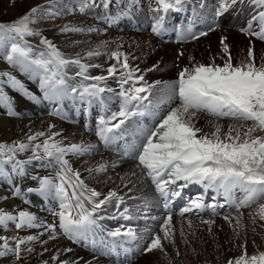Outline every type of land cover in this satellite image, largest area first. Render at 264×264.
Returning a JSON list of instances; mask_svg holds the SVG:
<instances>
[{"label":"snow or ice","instance_id":"snow-or-ice-1","mask_svg":"<svg viewBox=\"0 0 264 264\" xmlns=\"http://www.w3.org/2000/svg\"><path fill=\"white\" fill-rule=\"evenodd\" d=\"M101 2L104 7L108 6V0H101ZM238 2H243V0H230V3L228 0H220L215 15L221 16L230 6ZM249 2L260 9L258 17H254V20H258L260 24V31L252 33L251 23L246 31L264 41V0H249ZM180 3L181 0H175V4ZM156 4L158 5L155 9L157 12L161 10L167 12L174 6L170 0H156ZM95 5L96 0H80L81 11ZM38 11L39 7H34L11 23H0V45L8 47L10 43L5 57L9 64L19 65L22 69L34 65L42 70V87L48 89L45 92V97L48 98L49 92L54 95L62 94L61 89L65 83L62 69L69 63L80 65L79 75L83 76L84 80L90 78L85 74L87 66L81 65L79 59L72 61L65 59L55 45L46 38L42 39L41 43L46 46L47 52L42 51L38 58H32V50L27 45L25 37L40 35L29 26L35 22L34 18ZM163 19V16L159 17L152 29L153 32L159 34ZM62 31H82V29L65 26ZM204 35H207V32L195 35L189 29V36L192 39H198L199 36ZM186 38L180 37L182 40ZM221 42L223 43V38ZM223 52L227 56L223 65L197 64L179 72L178 81L171 85L169 96L172 103L178 100V105L167 109L158 125L146 134L142 150L129 158L138 161L137 167L141 168L155 185V191L165 200V207L171 197L180 195V192L171 186L175 185L180 188L189 184L201 185L206 191L211 189L218 196L222 195L230 206L236 208L237 212L256 204L257 208L254 213H249L255 223L257 217L260 221H264V203H260L264 200V62L256 64L252 48L248 49L247 57L236 65L232 63L227 44H224ZM94 54L99 55L98 52L88 53L89 56ZM122 55L119 52L112 53V57L118 62ZM127 59L125 55L122 67L128 71L121 74L120 80L122 89L120 96L123 98V103L119 112L113 113L111 117L112 121L117 122L110 123L103 118L100 120L101 127L98 135L105 145L116 138L110 134L119 130L129 117L144 114L130 111L129 105L135 102L139 107L143 101L149 99L152 92L153 85L136 86L144 80V77L139 76L133 80V72L129 68ZM107 71L109 76H113L118 70L112 66ZM0 75L7 76L14 88L18 87L23 90V85L15 77L8 73H0ZM92 79L97 83L83 86L80 92L81 99H98L105 92L106 89L99 86V82L106 78L96 76ZM129 81H132V84L128 89H124V85L129 84ZM107 90L111 91V89ZM76 91L77 89H72V92ZM7 99L6 96L0 95V101L6 102ZM101 103H103L102 99ZM11 114L9 112V115ZM200 114L210 116L215 120L227 118L235 123L229 124L226 131L223 125L214 123V131L205 133L194 123ZM43 135L44 133H37L35 136H29L28 139L33 141ZM26 147L28 146L23 143H20L18 147L0 144V157H7V159H0V171L4 163L14 159L13 154L17 150L23 151ZM41 147L45 156L56 160L60 165V170L55 179H40L37 191L45 196L55 194L59 200L60 210L55 213L59 218V228L69 239L75 241L91 231L97 224L96 213L103 205L115 200L119 208L120 204L124 203L123 196L116 191H109L103 199H100L101 193L95 189H89L80 179V173L74 172L69 161L64 158L68 153L83 155L90 151L93 145L72 144L63 147L55 142L53 137H49L42 145L35 146L36 149ZM34 155L37 159L41 158L36 153ZM125 156L128 154L125 153L121 158ZM113 166L115 167V164ZM104 170V164L96 169L97 172ZM20 171L23 172L22 164ZM179 181L184 183L178 184ZM238 192L242 195L237 196ZM204 207L203 197H198L183 209L181 215ZM128 213L129 209L125 207L120 215L124 220H130L132 217ZM225 219L230 218L225 217ZM36 221L37 217L27 211H20L18 215H13L0 210V226L7 227V224L12 222L17 229L39 227ZM171 221L172 217L169 215L164 220L161 229L164 233L163 237L154 236L145 248L146 252L157 249L164 251L162 239H170ZM239 222L237 218V224ZM204 223L211 224V221H204ZM49 227L53 232L55 231V225ZM110 235L123 236L130 240L137 238L136 232L130 227L124 231L118 228ZM35 239L34 236H28L26 239L20 238L16 241L15 249H12L9 247L7 238L0 237V240H3V244L0 245V256L15 252L17 258L20 259L21 246ZM253 244L255 245V241ZM241 247L244 249L242 254L229 260L228 264H264V251L249 255L246 251V244ZM66 251H71V249ZM52 259L55 261L59 257L53 256ZM61 264H68V262L63 261Z\"/></svg>","mask_w":264,"mask_h":264},{"label":"rangeland","instance_id":"rangeland-1","mask_svg":"<svg viewBox=\"0 0 264 264\" xmlns=\"http://www.w3.org/2000/svg\"><path fill=\"white\" fill-rule=\"evenodd\" d=\"M173 1L174 0H170V2ZM228 2L230 3V0H228ZM219 3L220 0H193L190 4H188V12L190 14H195L198 18L202 20L201 22L205 26V32H207V35L199 36L198 39H181L179 41V44L173 43V35H171V41H169L160 40L157 37H154V35L152 34L150 24L157 23L160 16L170 17L169 12L165 13V11L163 10H161L160 12L155 11V9L158 7V5L156 4V0H108L107 7H104V4L101 2V0H96L95 6L87 7L83 11H81L80 8V0H0V23H11L19 17H22L23 15L27 14L31 8L39 7V11L34 18L35 22L31 23L29 26L34 32L40 33V35L25 37L27 45L32 50L31 55L33 59L38 58L40 52H47L46 46L41 43V40L44 38L50 40L63 57L67 56L64 55V52L62 51H72V48L74 50L80 49V47L77 48L76 44L72 43H75L74 41H76L77 43L81 37L82 39H90L88 42L86 41L85 43H83V47L85 49H90L92 48V46L94 47L98 45V43L101 44L100 50H102V52L99 56L101 57V59L98 57L96 58L95 55L86 60L78 58L80 60L81 65L87 66V71L85 74L90 79L84 80L83 76L79 75L81 70L80 65H77L75 63H69L62 69L63 78L65 81L64 88L70 91H72L73 88L77 89V91L75 92L76 100H74L73 102L74 106H68L70 116L72 117L75 115L74 109L81 107L79 108L80 116H85H82L81 119L79 118L80 122L78 126L84 128L83 126L84 123H86V121L88 120V115L91 116L90 109L96 110L98 112L93 113L96 119L100 117V109L98 107H92L89 109V107L87 106L88 104H85V106L82 101L83 99H81V97H77V95H80L83 86H88L97 83L92 78L96 76H104L106 79L102 82H99V86L104 87L106 89L105 92H103L102 94H106V96H113L115 100L118 99L122 90L120 85L121 74L128 71L123 69L122 67V62L125 55L128 58L127 62L129 64V68L133 72V80H135L139 76L144 77V80L137 83L136 86H143L144 84L153 85L154 90L152 89L151 94L154 95L155 93H160V89H158L160 82L159 84L156 83L154 81V78L148 80V78H146L142 71L138 69V65H136L137 63L139 64L140 60L145 61L146 55L141 52H137L138 54H133L131 49L127 50L129 45L133 46L135 43V45H138L140 43V36L149 35L151 39L153 38L157 42H161L160 44H164L162 42L167 41V43L165 44H170L174 47L176 46V52L178 51V63H176L174 66L178 67V72H180L181 69L183 70L184 67L192 68L197 64H203L207 66L211 65L212 63H215L217 65H223L224 61L227 59V56L223 52V46L224 44H226L227 41V45L232 56V63L234 65L239 64L242 60L247 57L249 48H252L253 50L255 62L257 65L264 62V41L256 39L257 37L254 34H249L246 31L248 29L249 23L252 24V33L260 31V24L258 20H254V17H258L260 9L254 4L250 3L249 0H243V2H238L237 4L230 6L228 8V12H225L221 16L217 17L215 15V12L216 9L219 7ZM229 14L231 15L229 16ZM148 21L149 24L147 23ZM135 23H138L139 25H136ZM146 24L148 25L146 26ZM65 26H69V28L82 29V31H62ZM232 29L233 32H231ZM215 30L217 34L224 33V35L227 36V41L225 40L224 43H220L219 46L214 49L215 51L204 50L205 53H201L202 57L204 56V63L199 62L195 55L198 54L196 51L197 49H199V46H202L200 45L201 38L209 36ZM234 33L237 34V36L239 34L238 37L245 39V46L243 45L241 50L236 49L234 47V44H231V41L229 40L232 35H235ZM198 34L199 33L195 35ZM65 41H71L72 45L70 47H67V45H64L66 44ZM9 47L10 43L8 47L0 45V73H8L9 75L15 77L23 85V90L18 87L14 88L9 83L7 76L0 75V95L6 96L8 98L6 102L0 101V119L10 121H23L24 119L29 118L28 116H30L28 114L25 115V112L33 111L35 115V112L39 110L38 108H40L42 104H47L48 106L50 98H58V95L55 96L53 93L49 92L48 98L45 97V92L48 91V89L42 87V70L36 68L34 65L27 66L22 69L19 65L9 64L7 59L5 58ZM202 48L204 47L202 46ZM113 52H119L123 54L120 57V62H118L115 58L112 57ZM184 52H186V54L188 53V55H191V59L189 61L187 55L183 56L185 54ZM214 54L215 57L213 58ZM193 55L195 57L194 60ZM65 59L72 61L76 60L77 58L68 59L67 57ZM192 62H194L193 64L195 65H193ZM112 66H115L118 71L115 75L109 76L107 69ZM166 71L169 72V70H165L164 75L166 74ZM169 74L172 73L169 72ZM176 78L177 79L169 78L171 85L175 84L178 81V77ZM164 79L167 78L164 77ZM131 84L132 81H129V84L124 85V89H128ZM171 85H169V83L167 84L169 88H171ZM109 87L115 88L116 91L113 92L112 90L111 92L106 93V91L108 92L107 89ZM166 93L170 94L167 95ZM170 95L171 90H167L165 92V99L169 98ZM37 97H43V100L39 101ZM90 99L86 98L85 100L90 103ZM25 100H29V102L25 103ZM161 100V103L165 105L164 107H167L168 109L170 107L168 105V102L166 104V101H164V99ZM71 104L72 103H68V105ZM177 105L178 100L175 101V103H173V105L171 106L175 107ZM9 112H11L12 114L9 115ZM63 112L64 107L60 103L52 104L50 108H48V110L44 113L40 112V115L37 117L40 121L37 133H44V135L37 137L35 140L45 141L48 140L49 137H53L55 142L59 143L63 147H68L72 144H75L77 140L74 138L76 134H74V131L66 132L65 135H56V124L53 123L49 124V127L47 126L48 123H51L53 121H55L56 123L62 122L64 115ZM202 115L205 116L204 114ZM206 118H208L209 121H207L204 126L209 124L213 125L214 123H219L222 125L223 122H227L228 124L235 123L234 121L229 120L227 118L219 120H215L210 116ZM37 133H30L32 135L29 134V136H35ZM28 137L26 138V141L28 140L30 144L35 143V140L30 141ZM12 139L13 138H10L9 140L12 141ZM12 142L13 143H7L5 142V139H3V136H0V144H6L10 146L16 145L18 147L20 143H28L23 140H14ZM96 143L99 142L96 141ZM30 148L32 149L33 145H31ZM41 150L43 151V148ZM34 153L35 152L31 151L30 154L24 156L22 155V151L17 150L13 154L14 159L2 165V171H0V203L1 205L3 202L8 201H12V203H14L13 201L16 200L17 204L14 207L8 208L6 212H9L13 215H18L20 211H27L34 215L33 212L35 211L37 212L35 216L37 217L38 221H40V223L37 221L36 222L42 224V227H40L41 229H46L50 233H58L59 238H53L52 240H50L51 249L49 248L48 250L46 249L42 252L45 254L48 251H53L56 247H61L64 245L71 246L75 244L76 240L74 241L72 239H69L63 233V231L59 228V218L56 217V215L53 216L50 213V209H52V206L59 203V200L55 197V194L52 193L48 196H45L39 191H37V189L39 188L40 179H42L41 177H46L41 176L39 177V181L37 178L35 182L34 179H29L27 177L26 180L24 179V177L27 175L23 172L30 171L29 169H25L23 166L27 163H31V165H34L33 163H35L38 167L42 166L43 164L44 166L42 167L52 168V171L54 172V163L51 164L48 159H45L39 154L38 155L41 158L37 159L35 158ZM64 158L69 161L70 167L73 169L74 172L80 173V179L82 180L84 178V184L86 186H88V184L90 185L89 189H95L96 191L101 190V198L103 192L106 190V187L98 189L97 185L99 183H95L97 182L96 177H85V175H89V167L86 164L90 162L91 159L89 151L84 153L83 155H74L72 153H68L67 156H65ZM0 159H7V157H0ZM17 162H20V164H17ZM21 164L23 166L22 173L20 171ZM56 164L58 163L56 162ZM58 168H60L59 164ZM56 182L58 183L59 181ZM29 189H32V191H29ZM69 192H71V189H69ZM260 203H264V200L260 201ZM40 204H42V206H40ZM44 205H46L49 209L48 211L45 210L42 212L43 217H38L42 215L39 212L42 207L45 208ZM223 205H225V203H223ZM256 208L257 205L253 204L249 208L241 209L239 212H236L238 214V216L236 217H238L240 221L239 224H237V218L235 217L233 218L234 221L236 220L234 224L222 227L219 225H215L216 223L220 224L227 222L228 220H226L225 217H229V215H231L233 211L236 210L235 207L230 210H226L223 213H220L221 215L219 214L212 216L211 214H209L208 216L204 217L200 216L188 218L189 220L183 221L185 226H183L182 229H179L181 234L180 236L182 240H184L182 243L185 246L189 247L190 250L194 248L197 249L196 253H198L195 254V256H198L202 253L199 256V258L202 259V263L200 262L201 264H228L229 260H233L242 254L244 249L241 247V245L245 244L246 251L249 255H252V253L256 254L259 251H264V248L263 250L258 249V246L263 245L259 242L264 241V221H260L257 217L255 223H253V217L249 215V213H254ZM106 211V209H100L98 212L103 216L107 217L110 223L116 225L117 227L123 228L128 225V223L126 224V222L122 221V216L119 217L111 210H108L109 213L108 211ZM180 211H182V209H177V212ZM197 214H199V210H197ZM204 221H211V224L204 223ZM51 225H55L54 232L49 227ZM129 227L134 229V231L136 229V226L134 225H129L128 228ZM37 228L36 230H38ZM93 229L99 232H103V228L99 227L98 225L93 226ZM253 229H255V231H253ZM30 230L34 229L30 228ZM27 231H29V228ZM27 231H24L23 228L17 229L14 223L9 222L7 224V227L0 226V237H6L9 242V247L15 249L16 241L18 239L27 238L25 237V234L28 233ZM80 238H83L81 239L82 241H91L87 239V234ZM117 239L121 241V239H123V236L117 237ZM104 241L109 244L110 249L113 251V238H109L106 240L104 239ZM253 241H255V245L253 244ZM2 244L3 240H0V245ZM196 245H198V247ZM43 246H36L35 244H33L32 241L26 242L24 245L21 246L20 259L17 258L15 252H9L4 256H0V263L11 259L12 261L16 262V264H30L31 261H33L35 255H37V251L39 250L38 247ZM80 248H82V246ZM29 249H31V251H29ZM179 252H181V250L178 251V253ZM139 256L136 257V259H142V254H140ZM180 257L182 259L183 255H181ZM158 258L159 259H156L155 264H174L173 261L170 260V258L168 257ZM75 264H80V262H75Z\"/></svg>","mask_w":264,"mask_h":264},{"label":"bare ground","instance_id":"bare-ground-1","mask_svg":"<svg viewBox=\"0 0 264 264\" xmlns=\"http://www.w3.org/2000/svg\"><path fill=\"white\" fill-rule=\"evenodd\" d=\"M202 25H203V32H205L206 31L205 26L203 23ZM231 32H233V29L231 30ZM238 36L237 34L232 35L229 40L231 41V44H234V47L236 49L241 50L243 45L245 46V39H242L241 37H238ZM222 38H223V43L225 42V40L227 41V36L224 35V33L217 34L216 30L212 32L209 36L201 38V41L199 40L200 45H202L204 48H202V46H199V49L196 48L197 49L196 52L198 54L195 56L197 57L198 61L199 62L204 61V58H203L204 56L202 57L201 55V53L204 52V50L205 51H211V50L215 51L214 49H216L219 46V44L222 43L221 42ZM139 39H140V43L138 41L139 43L138 45H135L136 43L133 46L129 45L127 50L131 49L133 54L137 52H141L146 55L145 56L146 60L145 61L140 60L139 64L137 63L136 65H138V69L142 71V73L146 76V78H148V80L154 78L155 79L154 81L156 83L160 82V84L158 83L159 84L158 89H160V91L159 90L158 91L160 93L149 95V99L146 101H143L139 105V107L136 106L135 102L130 104L129 105L130 111L137 110L136 112H141L142 110H146V115L140 116L138 114V115L129 117L127 121L125 122V124L122 125L119 130L110 134V136H115L116 138L111 140L107 145H105L104 141H102L98 135L99 129L101 127L100 120L101 118H103L107 121H110V123L117 122V121H112L111 117L113 113H118L121 108V105L123 103V98L121 96H119V98L115 100L113 96H106V94H102L101 98L92 99L90 103H88L87 100H85L86 98L83 99L82 101L84 105L88 104L87 106L89 107V109L92 107H96V108L98 107L100 109L99 110L100 117L97 119L93 115V113H98V112L96 110L90 109L91 116L88 115V120L86 121V123H84V126L82 125L84 128L78 126L80 122L79 118L81 119L82 116H85V115L80 116L79 108L81 107L74 109L75 115L72 117L70 116L68 106H74L73 102L74 100H76L75 99L76 95L72 91L64 88V85L62 86V89H61L62 94L58 95V98L56 97L55 99L50 98L48 106L47 104H42L40 108H38L39 110L35 112V115L33 111L25 112V113L22 112L25 115L26 114L30 115L28 116L29 118L24 119L23 121H10V120H5V119H0V136H3V139H5V142L13 143L12 141L14 140L15 141L23 140L25 142H28V143H25V145H27L28 147H26V149L22 151V155L25 156L27 154H30L32 151V152H35L36 154L43 156L45 159H48L51 162V164L54 163L53 165L54 172L52 171V168L42 167L44 166L43 164L42 166H39V167L35 163H33L34 165H31V163L24 164L23 165L24 168L30 170V171L23 172L24 174L27 175L24 177V179L26 180V177L29 179H34V182L37 178L39 181V177L41 176H45L46 178H49V179H55L57 176V173L60 170V168H58V164H56V160L54 158H49L43 155V151L41 150L42 147L40 149L35 148V146L38 143L42 145L44 141L35 140V143L30 144L28 140L26 141V138L29 136L30 133L32 134L34 132L37 133L39 129V122H40L37 118L40 115L39 113L46 112L48 108H50V106L54 103H60L64 107V115H63L62 122L56 123L55 121H53L51 123H48L47 126L53 123L56 124V127H55L56 135L57 134L65 135L66 132L74 131V134L76 133L74 138L77 140L75 144L94 146L89 151L91 155V159H90V162L86 163L87 166L89 167V175L87 176L85 175V177H90V176L93 178L96 177L97 182L95 183L97 184L99 183L97 185L98 189L106 187V190L103 192L102 197L100 199H103L108 194L109 191H116L120 196H123L124 198V203L120 204L119 208L117 207V202L115 200H112L109 203L103 205L100 209H106L107 211L111 210L112 212H114L116 215L120 217L121 216L120 214L123 211V209L127 207L129 209L128 214L132 217V219L130 220H124L123 218H121L122 221L126 222V224L128 223L127 226L121 228V227H117L116 225H113L112 223H110L107 217L103 216L102 214L98 212L100 210L99 209L95 216V219L97 221L96 225L103 228V232H99L92 228L91 231L86 233L87 239L91 240L92 243L91 241H82L81 239L83 238L78 237L75 241V244L71 246L64 245L61 247H56L53 251H48L45 254L42 252L50 248V240H52L53 238L55 239L59 238V236H58V233H50L46 229H41L40 227H42L41 226L42 224H39L40 221H38L37 219V222H39L37 224L40 225L38 228L34 227L33 228L34 230H30L29 228V231H27L28 230L27 227L23 228L24 231L26 230L28 232L25 234V237H28V236L36 237V239L32 241L33 244H35L36 246H43L45 244L46 245L43 247H38L39 250L37 251V255H35L33 261H31L30 264H45V262H47V264H60L61 261H69L68 264H75V262H80V264H116L115 258L112 256L113 251L110 249L109 244L106 243V241H104V239L106 240L109 238H114L113 236L110 235L111 232L115 231L118 228L124 231L128 228L129 225L136 226L135 232H136L137 238L134 241L138 244V248L143 257L142 259L140 258L134 259L133 262H130L128 264H138V263L155 264L156 259H159L158 257H168L170 258V260L173 261L174 264H184V263L201 264L202 259H200L199 256L202 253L198 256H195V254L198 253V252L196 253L197 249L192 247L195 250L194 249L190 250L189 247L185 246L182 243L184 240H182L180 236L181 234L179 231V229H182V227L185 226L183 221L189 220L188 218H191V217H200L199 215L200 211H199V214H197V209H193L191 212L184 213L183 215H181L183 209L190 205V204L187 205L188 202H191L197 199L198 197H203V203L207 202L206 204H208V202L211 200L212 205H209V207L211 208L209 214H211L212 216H215L218 213L219 214L223 213L226 210H230L234 207V206H230L225 201L222 195L218 196L211 189H208V191L205 192L202 189L201 185L189 184L185 187H180V188H176V186L173 185L171 187L174 190H177L184 195V201H180L176 203V206H175L176 209H182V211L180 212L176 211L172 214L167 213L165 209V201L162 200V197L155 191V185H153L151 180L147 178L144 172H142L141 168L137 167L138 161L129 158L132 155L138 154V152L142 150V145L145 142L146 134L150 132L151 130H153L158 125V122L160 121L161 117L166 114L167 107H164L165 105L161 103L162 101L161 99H164V101H166L165 102L166 104L168 102L169 106L173 105L172 101H170L169 98L165 99V92L167 90L168 91L171 90V88L167 86L168 83L169 85H171L169 78L177 79L176 77H178V74H179V72L177 71L178 67L174 66L176 63H178L177 62L178 61L177 60L178 51L176 52V46L174 47L173 45L165 44L167 43V41L165 42L163 41L162 43L164 44H160L161 42L159 41L157 42L153 38L151 39L149 35L140 36ZM89 40H90L89 38L82 39L81 37L77 43L76 41H74L75 43H72V44H76V47L77 48L80 47V49L74 50L71 47L73 52L69 50H65L62 52H64L63 54L66 55L68 59H72V58L78 59L79 58L82 60L89 59L90 57L95 55L94 54L92 56H89L88 55L89 52H93V53L98 52L99 55H95V56L96 58L98 57L101 59V57H99L102 52V50H100V45H101L100 43H98V45L94 47L92 46V48L90 49H85L83 47L84 46L83 43H85L86 41L88 42ZM227 43L228 41L226 42V44ZM72 44L70 41V42H66V44L64 45H67V47H70ZM81 45H82V48H81ZM184 53L185 54L183 56L187 55L188 61H189L191 59V55H188V53L186 54V52ZM180 56H181V53H180ZM67 57H64V58H67ZM214 57H215V54L213 58ZM194 59L195 57L193 58V60ZM193 63L194 62H192V64ZM165 70H169V72L172 74H169V72L166 71V74L164 75ZM164 77L167 79H164ZM108 89H111V91L113 90V92L116 91L115 88H112V87H109ZM152 89L154 90V87ZM156 90H157V87H156ZM111 91H108V92L106 91V93H109ZM77 97H80V95H77ZM42 98L37 97L39 101L43 100ZM101 99L103 100V103H101ZM24 102L28 103L29 100H25ZM68 103H72V104L68 105ZM145 105H148V106L145 107ZM206 117L208 116L207 115L203 116L202 114H200L199 118L196 119L194 123L196 124L197 127L203 129V132L210 133L214 131V128H213V125H210V124L204 126V124L207 121H209V119ZM222 125L224 126V131H226L229 124L227 122H223ZM9 137L13 138L12 141L9 140L10 139ZM96 141H98L99 143H96ZM31 145H33L32 149L30 148ZM125 153H127L128 156H125V158L122 159L121 157ZM101 164L105 165V170L102 172H97L96 169ZM114 164H115V167L113 166ZM82 180L84 182V178ZM180 183L182 185L184 182L179 181L178 184ZM89 186L90 185L88 184L87 187L89 188ZM191 188H194L196 191L192 192L190 190ZM199 192H202V193L198 195ZM240 195L241 194L238 192L237 196H240ZM13 202L14 203H12V201L3 202L2 205L0 203V207L2 206L0 210L6 211L8 208L14 207L17 204V201L15 200ZM223 203H225V205H223ZM220 205H223V206L221 207ZM40 206H42V204H40ZM44 206L45 208L42 207L39 212L42 215L38 217H43L42 212L45 210L48 211L49 208L46 205ZM50 210H51L50 213L54 216L55 213L60 210L59 203L52 206V209ZM236 212L237 210L233 211V213L229 215V218L231 219V220L229 219L230 221L228 220L227 222L220 223V224L216 223L215 226L219 225L222 227V226H228L230 224H234L236 220L234 221L233 218L238 216ZM33 213L35 215L37 212L34 211ZM169 215H171L172 217L170 239H162L164 251H160L157 249L151 252H146L145 248L147 247V245L149 244V241L154 236L159 235L163 237L164 233L161 229H162L164 220ZM56 217L58 216L56 215ZM239 217H240V214H239ZM36 228L38 230H36ZM78 243H82V244H78ZM259 243H262L263 245L258 246L259 247L258 249L263 250L264 241L259 242ZM81 246L82 248H80ZM196 246L198 247V245ZM67 249H71V251H66ZM79 250H80V253H79ZM180 250L181 252L178 253V251ZM120 255L122 256L123 253H120ZM181 255H183L182 259L184 260L181 259L180 257ZM53 256H58L59 259L54 261L52 259ZM6 261L1 262L0 264H12V263L16 264V262L12 261L11 259L8 260L7 262ZM22 264H25V263H22Z\"/></svg>","mask_w":264,"mask_h":264}]
</instances>
